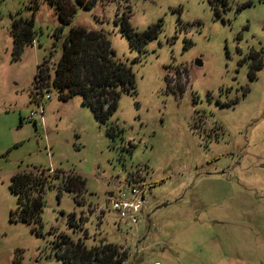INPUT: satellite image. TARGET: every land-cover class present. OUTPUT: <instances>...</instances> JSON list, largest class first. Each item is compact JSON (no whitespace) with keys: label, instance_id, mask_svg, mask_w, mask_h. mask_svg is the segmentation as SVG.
I'll return each mask as SVG.
<instances>
[{"label":"rangeland","instance_id":"obj_1","mask_svg":"<svg viewBox=\"0 0 264 264\" xmlns=\"http://www.w3.org/2000/svg\"><path fill=\"white\" fill-rule=\"evenodd\" d=\"M124 14L140 32L163 20L145 51L120 32ZM32 15L34 44L16 60L13 19ZM73 26L104 30L135 74L110 124L79 95L43 90V115L32 99L38 65L60 58ZM35 168L87 188L81 204L47 189L41 228L12 217L11 177ZM137 183L148 203L133 226L109 194ZM63 235L116 244L123 264H264V0H99L69 23L46 0H0V264H67L52 248Z\"/></svg>","mask_w":264,"mask_h":264},{"label":"trees","instance_id":"obj_2","mask_svg":"<svg viewBox=\"0 0 264 264\" xmlns=\"http://www.w3.org/2000/svg\"><path fill=\"white\" fill-rule=\"evenodd\" d=\"M46 1L56 7L63 23H69L75 6L88 9L99 0ZM118 20L121 22L120 32L128 38L131 48L139 52L145 51L148 41L156 38L163 28V20H160L140 32L131 25L130 15L124 14L118 17ZM10 32L13 37L14 58L17 60L26 47L34 44V15L30 18H14ZM60 37L61 35L57 34L56 40ZM50 61L51 59H45L37 67L31 96L38 103L44 95L43 90L55 88L60 99L64 101L79 95L82 105L91 109L99 123L110 124L121 95L136 92V79L131 66L117 56L102 29L71 27L64 37L60 58L52 65L49 64ZM107 132L113 136L115 126L110 125ZM50 188H57L60 193L66 191L73 194L78 204L82 203L81 196L87 192L86 179L80 174L65 175L60 170L38 168L22 171L11 177L10 190L17 197V209L12 213V217L23 223L39 225L41 228L43 196ZM72 220H77L75 213L69 216L68 221L73 227ZM81 220L82 218L78 221ZM78 229L80 230L79 226ZM33 232L41 235V230L37 227L33 228ZM52 245L56 259L67 264H123L128 258L127 253L116 244L103 242L88 247L82 238L75 241L68 235L61 236L60 240L52 242ZM16 264L19 262L16 261Z\"/></svg>","mask_w":264,"mask_h":264},{"label":"built area","instance_id":"obj_3","mask_svg":"<svg viewBox=\"0 0 264 264\" xmlns=\"http://www.w3.org/2000/svg\"><path fill=\"white\" fill-rule=\"evenodd\" d=\"M40 114L44 113V105L39 102ZM36 112H32L30 121L36 115ZM130 188L126 190H119L118 193H113L110 199L111 210H113L118 217L127 223L138 226L142 221H145L144 208L148 203L146 197L147 186L144 184L130 185ZM147 218V216H146Z\"/></svg>","mask_w":264,"mask_h":264},{"label":"water","instance_id":"obj_4","mask_svg":"<svg viewBox=\"0 0 264 264\" xmlns=\"http://www.w3.org/2000/svg\"><path fill=\"white\" fill-rule=\"evenodd\" d=\"M196 64H197V65H201V62H200V61H197ZM112 195H113V193L111 192V193L109 194V198H111Z\"/></svg>","mask_w":264,"mask_h":264},{"label":"flooded vegetation","instance_id":"obj_5","mask_svg":"<svg viewBox=\"0 0 264 264\" xmlns=\"http://www.w3.org/2000/svg\"><path fill=\"white\" fill-rule=\"evenodd\" d=\"M184 211H186V208H185V207L183 208L182 212H184ZM147 218H148V217H147Z\"/></svg>","mask_w":264,"mask_h":264},{"label":"crops","instance_id":"obj_6","mask_svg":"<svg viewBox=\"0 0 264 264\" xmlns=\"http://www.w3.org/2000/svg\"><path fill=\"white\" fill-rule=\"evenodd\" d=\"M147 217H149V215Z\"/></svg>","mask_w":264,"mask_h":264}]
</instances>
